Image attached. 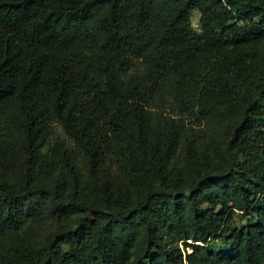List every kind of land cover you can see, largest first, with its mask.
<instances>
[{
	"label": "trees",
	"instance_id": "obj_1",
	"mask_svg": "<svg viewBox=\"0 0 264 264\" xmlns=\"http://www.w3.org/2000/svg\"><path fill=\"white\" fill-rule=\"evenodd\" d=\"M0 264H264V0H0Z\"/></svg>",
	"mask_w": 264,
	"mask_h": 264
},
{
	"label": "rangeland",
	"instance_id": "obj_2",
	"mask_svg": "<svg viewBox=\"0 0 264 264\" xmlns=\"http://www.w3.org/2000/svg\"><path fill=\"white\" fill-rule=\"evenodd\" d=\"M197 14L195 13L194 15V21L197 20ZM184 240H180L179 241V245L182 247V248H185V245H184ZM188 243L192 244L193 242L192 241H189ZM211 244L213 247L217 248V249H221V248H224L226 247L227 243L225 242L224 238L223 237H218V238H212L211 239ZM187 251H191V247H187Z\"/></svg>",
	"mask_w": 264,
	"mask_h": 264
}]
</instances>
